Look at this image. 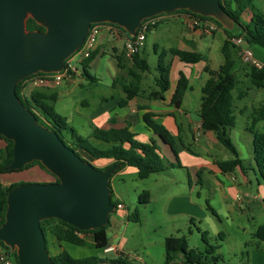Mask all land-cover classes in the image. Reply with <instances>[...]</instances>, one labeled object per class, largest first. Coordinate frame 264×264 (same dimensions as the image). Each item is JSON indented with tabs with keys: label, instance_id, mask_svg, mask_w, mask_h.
I'll return each mask as SVG.
<instances>
[{
	"label": "water",
	"instance_id": "obj_1",
	"mask_svg": "<svg viewBox=\"0 0 264 264\" xmlns=\"http://www.w3.org/2000/svg\"><path fill=\"white\" fill-rule=\"evenodd\" d=\"M177 10L235 27L219 0H0V136L13 143L12 162L3 170L38 161L58 180L22 184L7 194L0 242L15 252L17 264H54L41 221L57 219L80 231L106 226L115 211L111 178L120 167L99 170L83 161L55 131L37 123L16 96L17 84L62 71L92 24L116 25L134 37L143 20ZM28 19L44 31H28Z\"/></svg>",
	"mask_w": 264,
	"mask_h": 264
},
{
	"label": "trees",
	"instance_id": "obj_2",
	"mask_svg": "<svg viewBox=\"0 0 264 264\" xmlns=\"http://www.w3.org/2000/svg\"><path fill=\"white\" fill-rule=\"evenodd\" d=\"M219 1L224 10L233 19L235 27L232 31L227 30L214 19L208 18L214 21L219 29L223 30L226 39L223 41L220 50L222 64L217 70H210L208 67H205L203 70V72L208 75V78L201 88V102L198 116L202 131L212 132L217 142L233 155V158L230 160L216 162L221 172L226 174L240 169V171L245 174L246 168L228 134L229 130L233 128V120L229 113L233 99L232 91L236 86V77L233 69L239 58V48L231 42V39L241 38L242 42H245L248 47L255 45L264 50V13L254 8V0ZM178 13L199 16L186 10H177L172 14ZM245 14L250 15L248 21L243 20ZM159 16H164V14ZM26 29L28 31H44V29L37 25L32 19L27 20ZM119 30L121 33H126L120 27ZM169 53L173 57H177L182 63L191 65L197 64L202 58L199 53L183 51L176 48L170 49ZM96 55L97 53L94 50L89 58L83 60L81 63V75L87 81L95 80L89 74L88 69ZM128 61H131L136 68L143 72L149 71V65L146 59L141 58L140 51L136 52L130 58L125 56L124 53L116 56L118 70L126 71L130 75L136 76L134 72L127 67ZM242 70L246 71V77L249 83L257 88L264 89V67L258 68L248 63L242 66ZM156 71L157 75L154 78V88L148 94H145V90L139 85L127 83L122 78H115V81L120 84L121 90L129 99H133L136 96H145L149 100H163L164 94L170 89V67L164 62V53L158 56ZM44 75L46 74L38 73L20 81L15 89L16 96L25 108L35 116L37 123L55 131L64 145L70 148L83 161L92 164L95 168L97 167L94 165V162H109L106 166L97 168L99 170H104L111 165L119 164L120 167L114 172L113 176L125 167H132L136 170L137 178L140 180L148 179L152 174L165 171L172 165L159 154V148L153 138H149L148 142H140L135 138L136 134L132 132L128 126L119 129L92 128L89 134L81 136L77 130L69 125L67 118L56 111L55 102L57 100V94L53 90H50L48 87H37L31 90L28 96L23 94L25 82L32 77ZM136 77L138 79L140 78V76ZM188 89H190L188 79L184 74L180 73L171 95L169 105L175 109H179L182 105L185 92ZM153 117L154 114L151 112H145L143 114V122L146 129L152 134L157 135L163 143L171 148L174 155H176L177 152L168 132L163 126L157 124L153 120ZM261 121H264V104L253 111L250 116L249 126L247 127L252 134L255 170L264 182V133L256 131V124ZM12 145V141L0 136V178L7 173H22L25 170H31L43 175V177L50 176L53 178V180L49 179L45 184L58 182L57 178L50 174V172L38 161L27 164L19 170L4 171L3 168L12 162ZM20 184L22 183L3 185L0 182V226L4 222L7 194ZM110 190L111 203L116 209L118 202H112L113 191L111 185ZM148 200L149 192H142L138 202L140 204H146ZM207 207L211 213H214L209 206ZM137 213L138 209L135 208L133 214L128 216V219L131 220ZM108 224L95 230L80 231L60 220L48 219L41 221L40 227L45 238L47 251L54 264H100L101 259L98 256H88L84 258L72 257L63 248V245L92 247L97 251H103L108 247L106 234ZM88 234L92 236L91 243L87 242L84 237ZM253 237L258 242L264 244V223L258 226ZM51 239H53L60 248L58 252L49 251L48 243ZM203 240L206 243L204 236ZM0 247L10 251L2 242H0ZM163 247L164 264H170L177 258H182L187 264H218L220 260L219 255L215 253L218 247L208 245L206 252L196 253L193 250L187 249V240L184 236L166 237L163 242ZM11 253L14 256L15 264H17L15 252ZM107 263L137 264L128 259L107 260Z\"/></svg>",
	"mask_w": 264,
	"mask_h": 264
},
{
	"label": "crops",
	"instance_id": "obj_3",
	"mask_svg": "<svg viewBox=\"0 0 264 264\" xmlns=\"http://www.w3.org/2000/svg\"><path fill=\"white\" fill-rule=\"evenodd\" d=\"M189 16L187 14L178 13V14H170L164 16H158V22H165L166 28L163 30L166 33L168 40H175V43H172L171 46L161 47L156 41L153 44V52L155 55L164 53V62L166 65L170 67L169 80H170V89L168 92L164 94L163 100H149L145 96H136L133 99H129L125 93L121 90V86L118 82L115 81V78H122L127 83H132L134 85H139L142 89L145 90V94H148L154 88V79L152 82L148 84L146 82L147 75L150 76L151 67L148 63L146 56V40L147 36L155 29L151 30L146 34V38L144 41V46L140 50L141 58L146 59L149 65V71L143 72L136 68L131 61H128L127 67L134 72L136 76H140L138 79L134 75H130L126 71H120L117 68L116 56L124 53L126 55L125 43L129 38L127 33H121L120 37L116 38L112 36L109 32L103 31L100 34L97 45L95 47V51L97 53L95 59L98 56L105 55L106 53L110 54L112 59L115 61L111 65V69H109V77H107V84H109V89L111 91L107 96H99L95 98H90L89 101L81 98L79 99L78 105L82 110H79L77 107V103H73L72 118L76 115L84 126L87 125V130L85 134H89L92 128H101V129H109V128H124L128 126L129 129L136 134V139L140 142H148L149 138H153L156 141V144L159 148V154L169 163L172 164V159L174 157V153L171 148L163 143V141L157 136L148 131L143 122V114L145 112H151L154 114L153 120L163 126L168 132L169 137L172 139L176 152L180 151L184 157L182 164L178 162V166L175 167L172 164L168 167L167 170L154 173L152 176H163L161 173L168 172L171 178L173 177L172 169L178 168L184 175V181L188 183L189 191H179L177 193H166L164 195L165 203L164 210L171 219L170 229L173 231H177L175 228H179V231L189 230L190 224L194 219L199 221L203 218H206V212L209 211L206 203L203 208L198 202L193 200V193L195 190L193 189V184L195 186L200 187V190H204L205 188L213 189V191H221L222 193L228 194L231 191V187L233 183L236 182L235 171L231 173H222L221 170L217 167V161H225L233 158H229L227 154H224L223 159L219 160L212 155L210 149L214 148L220 150V144L217 142L215 135L212 132H204L200 126L199 119V108L192 114L185 110H182V105L186 101V92L192 90V86L190 85V78H203V72L205 67H208L210 70H214L209 65V58L207 52H209V42L210 39L215 37V32L219 31L224 35V40L226 39V35L223 30L219 29L215 32H206L202 26L199 27H190L189 25ZM176 44V45H173ZM179 49L188 52H196L199 53L202 58L197 64H185L182 63L177 57H173L169 51L170 49ZM251 50V48H250ZM252 56L253 59L259 64L261 67H264V54L261 52H257L258 55H254L253 51ZM222 56V55H221ZM239 56V53H238ZM128 57V56H127ZM130 58V57H129ZM263 58V59H262ZM95 59L90 63V68L95 62ZM158 61V57H157ZM263 61V62H262ZM243 63L240 60V56L234 66V72L236 73L238 70H241ZM89 68V69H90ZM88 69V71H89ZM81 70L79 75L74 79L67 81V85L76 86L79 89L89 91L91 87H95L99 82H95L97 78L92 76L94 81H87L86 85L85 78L81 75ZM182 73L188 79L190 89L185 92L182 105L179 109H175L169 105V101L171 95L174 91L177 79L179 74ZM90 74V73H89ZM95 82V83H94ZM205 83V82H204ZM38 87H48L53 90L57 94V100L59 99V93L56 90L57 87L51 83H48L44 86ZM37 87H25L23 89V94L29 95L31 90ZM202 88V87H201ZM264 89L257 88L253 86L251 83L247 84L246 89L241 90L237 93L236 97H233L232 103L229 109L230 116L233 120V128L236 126L237 121V113L240 115L249 114L250 116L254 110H256L259 106L257 102H259L264 97ZM248 97V98H246ZM243 105H242V103ZM261 106V105H260ZM57 111V110H56ZM59 113V112H58ZM60 114V113H59ZM63 116V115H62ZM65 117V116H64ZM68 120V117H66ZM79 121H77V125L79 126ZM264 122V121H261ZM250 123V121H249ZM260 122L256 124L257 126ZM70 125V124H69ZM72 128L74 126L70 125ZM84 126L80 124V128L84 129ZM249 126V124H248ZM247 126V127H248ZM246 127V131L250 132ZM79 128V129H80ZM231 128L228 132L229 136L232 134ZM77 130V128H74ZM251 134V132H250ZM231 138V136H230ZM232 141V140H231ZM191 144L196 145L200 153H193L191 150ZM236 147V145H235ZM238 148L236 147V150ZM238 151V150H237ZM252 159H253V145L251 146ZM239 153V152H238ZM177 155V154H176ZM239 153L240 159L243 161V165L245 166V160L242 158V155ZM254 163V160H253ZM109 164L108 161H97L94 162V165L97 168H102ZM246 168V167H245ZM249 168V167H248ZM247 170V168L245 169ZM240 171V170H239ZM135 172L136 170L132 167H125L117 174L123 175L126 173ZM245 178V176H244ZM145 179V180H148ZM194 179V180H193ZM149 192V200L146 204H140L149 207L148 205L151 203H155L151 201V193ZM198 198L201 196V192H196ZM225 194V195H226ZM207 197V195H206ZM115 201L118 204L122 205V209H115L114 213L109 217V224L106 229L108 246L114 247L115 251L104 252L97 251L92 247H77L71 245H63V248L74 258H84L88 256H98L101 259L100 264H108L107 260L117 259L120 255H126L129 259H133L135 261H141L136 255H129L125 253L126 242L124 237H121L119 242H116L117 236H123L124 230L127 229L128 225V216L130 215L125 207V205L120 201V199L116 196ZM155 199V198H154ZM264 200V197H263ZM254 202H250L252 205ZM261 209L264 210V206H260ZM215 214L216 212L212 209ZM109 235L111 240L109 239ZM173 236V235H172ZM87 242H92V236L90 234L84 236ZM162 239V246L164 239ZM51 251L58 252L60 248L57 243L51 239L50 240ZM164 248V247H163ZM106 255H109L106 256ZM164 258V254H163ZM128 259V260H129ZM132 262V261H131ZM164 264V261H163ZM170 264H187L185 260L182 258H177L172 261Z\"/></svg>",
	"mask_w": 264,
	"mask_h": 264
},
{
	"label": "rangeland",
	"instance_id": "obj_4",
	"mask_svg": "<svg viewBox=\"0 0 264 264\" xmlns=\"http://www.w3.org/2000/svg\"><path fill=\"white\" fill-rule=\"evenodd\" d=\"M253 6L257 11L264 13V0H254ZM249 16V14H245L243 20L248 21ZM165 28L166 23L159 21L156 29L147 36L145 49L147 60L151 67L150 76L148 74L146 78L148 84L157 75L156 65L158 54L155 55L153 52L154 41L161 47L171 46L172 43H175V40L167 39L166 32L163 31ZM214 36L210 39V49L207 55L210 67L217 70L222 64L220 50L224 41V35L217 31ZM240 47L245 49L248 46L245 42H242ZM248 48H251L254 55H258L259 53L257 54V52L264 54V50L259 46L252 45ZM114 62L108 53L104 56H98L95 59L94 64L89 69V73L95 76L97 78L95 82L99 83L95 87H91L89 91L79 89L75 85L68 86L66 84L67 82H62L57 86L56 90L59 93V99L56 103V110L61 115L68 117L69 124L77 128L81 136L86 135L87 125L84 126L76 115L73 118L71 117L73 103H77V108L82 110L78 105L79 99L83 98L89 101L90 98H95L94 95L99 97L110 94L111 91L108 88L107 77H109V69H111V65ZM247 64V62L243 63V65ZM77 66L81 70V64L78 63ZM235 77L236 86L232 91L233 97H236L239 91L246 89L247 84H249L246 71L242 69L238 70L235 73ZM207 78V74H203V78L200 79L196 77L190 78L192 90L186 92L187 97H185L186 101L182 105V110L193 114L199 108L201 102V87ZM85 84H88L87 80ZM261 92H264V90ZM257 103V106L264 104V97ZM236 115V126L232 129L230 139L245 160L247 170L245 174L239 171L240 169L236 171L234 175L237 180L233 183L232 189L228 194H221L220 190L218 192L213 191L211 187L200 190L199 185L195 186V183L193 184L192 187L195 190L192 195L193 200L202 205L203 208L207 203L216 213L213 214L207 211L206 218L202 216L201 221L194 219L189 226V230L179 231V228H175L177 231H173L170 229L171 219L168 218L164 210V203L166 202L164 195L166 193L189 191L188 183L184 181L185 175L178 168L171 170L173 173L172 178L168 172L161 173L163 176H152L148 180L138 179L135 172L123 175L115 174L111 178V188L113 191L112 202L115 203L114 198L117 196L125 205L130 215L133 214L135 208L138 209L136 216L128 221V227L124 230L123 236H117L116 242L118 243L120 238L124 237L126 242L125 253L129 255L134 254L141 261L131 260L126 255H120L117 259H129V261L137 264H163L164 248L161 244L162 239L165 236L169 237L173 235L177 237L184 236L187 240V249L193 250L196 253L206 252L208 245L218 247L215 251L216 255L220 257L218 264H264V244L258 242L253 237L258 226L264 223V210L260 208V206H264V182L255 170L253 163L251 152L252 134L245 130L250 121V113L245 115L237 113ZM77 121L84 126V129L80 128V124L79 126L77 125ZM256 131L264 133V122L258 124ZM219 146L221 148L220 150L210 149L212 155H215L219 160L223 159L224 154L232 158L233 155L228 150L221 145ZM191 147L193 153H200L197 151L198 148L196 145L191 144ZM184 157L178 151L177 155H174L171 163L177 167L178 162L182 164ZM49 179L53 180L50 176L43 177V175L37 172L25 170L22 173H7L0 178V182L3 185L13 183L45 184ZM148 191L151 193L150 200L155 203H150L146 209L147 206L139 205L138 201L140 194ZM196 192H201L200 198H198ZM250 202L254 203L251 205ZM203 236L208 245L204 242ZM109 239L111 240L110 235ZM48 245L49 251H51L50 241ZM3 251L7 253L9 261L15 264L16 262L12 253L4 249ZM106 256L109 257V255Z\"/></svg>",
	"mask_w": 264,
	"mask_h": 264
},
{
	"label": "built area",
	"instance_id": "obj_5",
	"mask_svg": "<svg viewBox=\"0 0 264 264\" xmlns=\"http://www.w3.org/2000/svg\"><path fill=\"white\" fill-rule=\"evenodd\" d=\"M189 18V25L190 27H199L202 26L204 31L212 32L216 30L217 24L202 16H193L188 15ZM158 24V17H151L148 19L143 20L139 27L137 28L136 35L134 37H129L125 43V50L126 55L131 57L136 52L140 51L144 46V41L146 38V34L151 30L155 29ZM109 32L112 36L118 38L121 35V31L119 27L116 25L108 24V23H99V24H92L89 28V31L82 43V45L78 48V50L71 55L65 62L64 68L62 71L53 74H46L44 76H35L30 78L24 84V88L29 87H38L44 86L48 83L53 84L54 86H59L62 82H67L74 79L76 76L79 75L80 70L78 69L77 64H81L83 60L89 58L90 54L94 51L100 34L103 31ZM231 42L239 48V56L240 60L243 63H250L258 68H261L259 64L253 59L252 52L250 48L242 49L240 44L242 43L241 38H232ZM116 209H122V205L118 204ZM114 247H107L104 249V252L115 251ZM0 264H13L9 261L8 255L3 251L0 247Z\"/></svg>",
	"mask_w": 264,
	"mask_h": 264
}]
</instances>
